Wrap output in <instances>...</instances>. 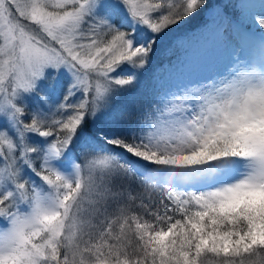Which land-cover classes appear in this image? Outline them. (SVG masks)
<instances>
[{
	"label": "snow or ice",
	"instance_id": "snow-or-ice-1",
	"mask_svg": "<svg viewBox=\"0 0 264 264\" xmlns=\"http://www.w3.org/2000/svg\"><path fill=\"white\" fill-rule=\"evenodd\" d=\"M0 264H264V0H0Z\"/></svg>",
	"mask_w": 264,
	"mask_h": 264
},
{
	"label": "trees",
	"instance_id": "trees-1",
	"mask_svg": "<svg viewBox=\"0 0 264 264\" xmlns=\"http://www.w3.org/2000/svg\"><path fill=\"white\" fill-rule=\"evenodd\" d=\"M195 26V22H193V24H191L186 30L195 28ZM196 42L197 41L185 42L184 48L186 49L187 46H190L189 48H191ZM170 43L171 39L170 41L166 42L163 47L158 48V50L153 54L152 61L146 70L144 77L142 78L143 84L150 82L154 75L162 79H167V75H170V78L176 77V72L173 70L171 71V67L169 65V54L164 50ZM177 54L182 55V52ZM172 58L175 59L174 56Z\"/></svg>",
	"mask_w": 264,
	"mask_h": 264
},
{
	"label": "rangeland",
	"instance_id": "rangeland-1",
	"mask_svg": "<svg viewBox=\"0 0 264 264\" xmlns=\"http://www.w3.org/2000/svg\"><path fill=\"white\" fill-rule=\"evenodd\" d=\"M168 41H170V39ZM168 41H166V42H168ZM210 42H211V37H208L207 38V43H210ZM204 43H205V41L202 40V41H199V42L194 43L191 48H189L190 46H187L186 49H187L188 55L191 56V57H193V58H195L198 55V50L202 47V45ZM163 45H161L160 47H163ZM171 71H172V68H171ZM144 75H145V73H144ZM144 75H143V77H144ZM175 76H177V73H176ZM169 78H170V75L169 76L167 75V79H169ZM173 78H175V77H173Z\"/></svg>",
	"mask_w": 264,
	"mask_h": 264
}]
</instances>
